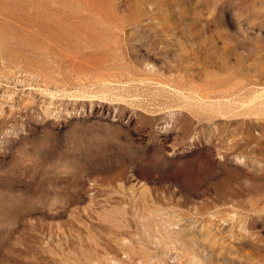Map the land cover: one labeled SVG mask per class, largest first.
<instances>
[{
    "label": "rangeland",
    "instance_id": "1",
    "mask_svg": "<svg viewBox=\"0 0 264 264\" xmlns=\"http://www.w3.org/2000/svg\"><path fill=\"white\" fill-rule=\"evenodd\" d=\"M0 264H264V0H0Z\"/></svg>",
    "mask_w": 264,
    "mask_h": 264
}]
</instances>
